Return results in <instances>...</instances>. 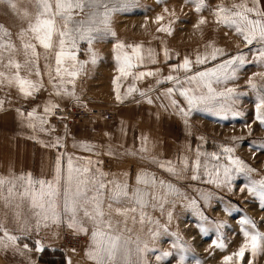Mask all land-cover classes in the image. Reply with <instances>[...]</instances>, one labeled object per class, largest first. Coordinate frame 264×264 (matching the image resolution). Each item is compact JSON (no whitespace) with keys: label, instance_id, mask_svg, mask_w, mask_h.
Instances as JSON below:
<instances>
[{"label":"rangeland","instance_id":"1","mask_svg":"<svg viewBox=\"0 0 264 264\" xmlns=\"http://www.w3.org/2000/svg\"><path fill=\"white\" fill-rule=\"evenodd\" d=\"M241 3L253 6L252 0H205V6L197 12L193 0H136L134 6L112 14L114 36L94 40L90 51L86 41L79 42L77 59L86 63L73 83L67 82L70 78L66 75L62 83L56 75L58 36L53 37L52 49L43 48L41 55L31 56V61L35 60L34 66L31 64L32 70L39 61L42 91L46 94L17 114L28 117L32 112V120L36 123L13 126V133L16 129L23 132L21 147L30 149L32 158L35 151L41 155L52 154V165H58L59 161L62 184L67 176L64 164L67 171L70 159L74 168L81 169L80 174H75L81 179L99 176L106 185L104 219L111 221L114 233L130 241V264H137V261L141 264H180L181 260L183 264H224L223 257L231 256L248 243L246 233L264 236V196L259 186V182L264 181V148L260 147L264 145V125L256 120L258 92L248 84L250 79L258 84L264 83V79L255 75L264 72V64L257 59L262 45L255 41L247 44L235 27L217 23L214 15L218 6L235 11L232 6ZM259 7L264 11V0H260ZM157 16L163 19L157 21ZM249 16L264 19L254 14ZM201 18L205 23L197 27ZM35 22V0H0V33L5 41L7 39V44L10 38L23 41L28 36L25 33H31L33 44L40 47L29 30L30 24ZM56 23L62 30L63 21L57 19ZM168 27L171 34L158 31ZM118 42L142 46L143 62L137 64L127 77L121 76L117 70L114 45ZM213 48L223 49V54L211 59ZM125 51L131 52V49L125 48ZM93 53L95 63L91 61ZM197 55L208 59L203 64H196ZM237 55H243L245 63L237 68L234 78L212 83L215 93L225 95H214L189 111L190 106L180 96L179 89L195 88L196 85L185 83V77L215 68ZM185 57L192 62L191 71L173 70L172 66L182 63ZM23 58L27 60V57ZM70 64L66 61L64 67H70ZM141 72H152L153 75L134 79ZM169 75L177 77L180 83L166 80ZM118 76L121 101L116 99L113 85V79ZM132 86L138 91L125 96ZM168 88L174 89L171 96L167 94ZM227 89L235 91L228 95ZM76 92L86 94L88 102L69 101L65 97ZM201 93L207 95V89L201 87L195 94ZM172 100L176 101L175 106ZM51 105L56 106L52 110L71 107L108 113L112 120L66 121L67 126L54 128L51 112H45V108ZM8 141L5 137L0 154L7 155L4 152L15 147V141ZM224 147H231L234 151L225 153ZM229 156L238 157L253 170L236 171ZM2 163L6 165H0V177L12 179L29 174L1 175V170L4 172L10 164L7 157L2 158ZM84 168L89 171L83 173ZM168 168L175 172H169ZM225 168L230 170L231 179L225 177ZM100 173L104 175L100 176ZM138 175L155 183L138 184ZM115 184H127L129 197L139 188L147 193L146 203L141 206L131 199L109 201L108 189ZM167 185H171V189ZM7 188L5 185L4 198H0V224L3 225L0 237L6 231L18 239L14 245L0 248V264H41L38 262L41 251H37V242L41 249L62 254L64 264H95L86 253L90 250L96 224L84 216L83 210L77 213V220L86 229L84 232L68 227L71 218L63 214L62 198L58 201L61 222L53 224L51 220H41L37 229L38 217L34 212L38 210L30 207L28 199L8 198ZM88 195L92 196L94 192L89 191ZM117 208H134L135 211L124 216L117 214ZM245 219L251 222L244 223ZM64 232L80 235L81 247L65 249L61 244ZM221 243L223 248L217 246ZM137 245L141 248L146 245L147 250L137 253ZM248 261L264 264V240L260 241V250L255 257L248 250L242 260L234 256L230 264H248Z\"/></svg>","mask_w":264,"mask_h":264},{"label":"snow or ice","instance_id":"2","mask_svg":"<svg viewBox=\"0 0 264 264\" xmlns=\"http://www.w3.org/2000/svg\"><path fill=\"white\" fill-rule=\"evenodd\" d=\"M196 4V11L200 12L205 6V0H193ZM136 0H35L36 6V22L30 24L29 30L34 34V39L38 41L39 45L45 50L52 49L54 46L53 37L58 36V50L55 52V63H56V75L61 78L63 83V77L66 75L70 79L68 83H73L74 78L83 70L85 61H80L77 59L76 52L78 51V44L80 41H86L89 44V51L91 50V44L94 40L103 39L107 35L114 36L115 33L111 29V18L112 14L118 11H123L128 7L134 6ZM260 0H252V5L249 7L246 3H241L239 5H233L232 9L226 8L224 6H218L214 15L217 18V23L228 26L235 27L238 34H241L247 44H252L254 41L261 44L262 47L258 50L259 55L257 59L264 64V19H251L249 14H254L257 17H264V11L260 10L259 7ZM54 5V9H53ZM15 7V5H13ZM167 11V9H165ZM27 14V13H25ZM81 16V19H76V16ZM57 19L63 21L62 30L57 27ZM162 16H157L156 20H162ZM205 20L201 18L196 25L197 27L204 24ZM0 31H2V26H0ZM158 31H166L171 34V28H160ZM5 35L9 33L5 32ZM23 35V33L21 34ZM7 49L14 50L15 46L11 43L7 44ZM141 45L139 44H128L125 45L123 42H118L114 45V51H116L115 59L117 61L120 75L127 77L132 74L131 70L137 66V64L143 62V56L141 55ZM4 44H0V62L3 60V49ZM23 48L25 50V56L27 57L29 53L32 57H37L36 45L27 42L23 43ZM125 48L131 49V52L125 51ZM151 55V50H149ZM223 49L213 48L210 56L211 59H216L217 55H222ZM208 59L207 56L197 55L195 63L203 64ZM66 61H70V67H64ZM92 63L96 62V56L93 53L91 58ZM155 63V61H152ZM239 62V63H236ZM31 63L33 66L35 60H26L25 64ZM245 63L243 55H237L231 59L218 64L215 68H210L205 71H197L195 74L186 76L185 83L196 85L195 88H181L179 89L180 96L184 97L190 106L189 111L196 108L197 103L203 102L208 99L214 98V95H225V93H215L212 88V83L215 81L217 83L222 82L230 78H234V74L238 67L243 66ZM192 62L185 57L183 62L179 65H174L173 70L182 69L185 72L191 71ZM236 65L233 67V65ZM5 67H15L17 72L8 78L4 72L0 71V83L7 80L8 84H13L18 87L20 93L25 97L32 96L36 91L39 90L41 85L27 77H22L19 74V69L21 65L15 60H9ZM230 70V71H229ZM158 71V70H157ZM36 75H40L39 70L36 71ZM152 72H141L136 74L134 79H142L144 76H151ZM262 79H264V72L256 73ZM120 77H115L113 79L114 91L117 93L116 99L121 101L122 97L119 93V88L117 82ZM169 81H175L180 83L177 77L169 75L165 78ZM160 81H157L159 83ZM248 84L251 88L257 90L259 96V102L256 104V120L264 125V83H256L253 80H249ZM207 89V95L201 93L196 95V92L200 91V88ZM138 91L134 86L129 87L125 92V96L130 95L132 92ZM173 88L167 89V94L171 96L173 93ZM235 90L227 89L228 95H231ZM190 93H192L190 95ZM70 94V93H66ZM144 95L143 92L140 93ZM151 103V100L148 101ZM172 105H176V101H171ZM3 101H0V105ZM56 107L51 105L45 108V112H51L52 108ZM183 111V109H181ZM188 113H185L187 115ZM28 115L33 116L32 112ZM44 122V121H42ZM249 127H251L249 125ZM264 148V145H260ZM223 151L225 153L231 154L234 149L231 147H224ZM229 159L233 165H235V170L240 172L244 170L252 171L245 162L238 157L229 156ZM169 172H175L174 169L168 168ZM88 168L83 169V173H87ZM229 169H224V174L227 179H231L229 174ZM81 169L74 168L71 159L68 162L67 176L63 178V184L61 183V174L58 166L56 169V176L51 181H46L43 179L36 180L31 174L27 176L14 177L8 179L6 177H0V198L2 196L5 185H8V198L19 196L21 200L28 199L30 202V207L35 211L34 214L38 217L36 222V228L39 229L41 226V220L47 222L51 220L53 224H58L61 222V212L59 210L58 201L63 202V214L70 216V221L68 222V227L73 228L78 232H84V229L79 221L77 220V213L81 210L84 212V216L90 220H93L96 227L92 231L91 235V247L86 253L90 260H93L95 264H130V249L128 248L129 240L123 238L121 234L114 233L112 229V224L110 220H105V212L103 210L104 203V190L106 185L100 181L99 176H94L91 179L85 177L80 178ZM104 175L100 173V176ZM196 177H193L195 179ZM19 182V183H18ZM137 183L144 184H154V180L146 178L145 176L138 175ZM163 183V182H161ZM91 185V187H89ZM261 195L264 196V181L259 182ZM171 189V185H167ZM94 192V195L89 196L88 192ZM252 191V189H249ZM147 193L142 192L139 188L135 189L132 196L129 197L127 184H115L114 187L108 189V200L112 202H120L124 199H131L134 203L143 206L146 203L145 196ZM111 208V203L109 204ZM129 211H135V209H116L118 215L127 216ZM171 218V214H169ZM244 223H250L251 221L245 219ZM47 226V223L44 225ZM0 231H3V225L0 224ZM246 239L248 243L242 245L238 252L232 254L231 256L223 257L224 264H230L233 257L238 259H243L246 251L250 250L253 257L256 256L257 252L260 250V241L264 240V236L257 233L255 235L249 236L247 233ZM18 237L9 235L6 231L4 236L0 237V248H7L10 245H14ZM215 243V242H214ZM37 251L42 249L37 242ZM220 248L224 245L218 244ZM25 248L28 246L25 245ZM147 250V246L144 248L137 245L136 252L142 253ZM164 255H167L165 253ZM137 264H141L137 261ZM180 264H183L181 260ZM248 264H252V261H248Z\"/></svg>","mask_w":264,"mask_h":264},{"label":"crops","instance_id":"3","mask_svg":"<svg viewBox=\"0 0 264 264\" xmlns=\"http://www.w3.org/2000/svg\"><path fill=\"white\" fill-rule=\"evenodd\" d=\"M25 34H27L28 36H25L23 41H17L15 37L9 39V42L15 46L14 50H11L7 49V39L5 41V38H3L0 33V44L5 45V48L3 49V60L2 62H0V71L4 72L8 78H11L17 72V69L11 66L5 67L4 65H7L9 63V60H15L21 65V68L18 71L22 77H27L28 79L38 82L41 85L39 90L36 91L32 96L25 97L20 93L15 83L10 85L7 83V80H4L3 83H0V101H3V104L0 105V145L1 143H5V137L9 140V143H11L12 141L16 142L15 147H13V149L11 148L10 151L4 152L2 150V152L7 155L0 154V165H6L2 163V158L5 157H7V162L10 163L8 166L5 167L6 170H4V172L3 170H1V175L18 176L28 172L33 173V175L37 177L36 179L38 180L43 179L46 181H51L56 176V167L58 166L56 164L52 165V154L41 155L40 153L34 151L36 155H34L32 158L31 150H27L21 147L22 141L24 139L23 132L21 130L18 131V129H16V131H14L13 133V126L36 123V120H32V117L17 114H19V112L23 111L26 107L32 104L33 101H36L38 98L44 97L46 94L44 90L42 91L43 80L41 78V74L36 75V71L40 69L39 61L36 62L34 70H32L33 68L31 67V63L27 64V66H24L25 59L23 57L26 56L25 50L23 48V43H33V39L30 36L31 33ZM36 52L37 55H41L43 53V47H36ZM27 60L31 61L30 53L27 56ZM57 95L59 98H61L58 92ZM85 95L86 94L82 95L80 92H76L70 96L65 97L69 101L88 102V96ZM4 96L7 97L9 100L6 101L3 98ZM41 157H43V159H41ZM66 172V165L64 164V173Z\"/></svg>","mask_w":264,"mask_h":264},{"label":"built area","instance_id":"4","mask_svg":"<svg viewBox=\"0 0 264 264\" xmlns=\"http://www.w3.org/2000/svg\"><path fill=\"white\" fill-rule=\"evenodd\" d=\"M101 119L110 122L112 120V115L108 113H98L93 110H82V109H72L71 107L61 109L56 108L51 111V122L54 128H60L67 126V122H73L74 120H92ZM61 244L65 249L77 250L81 247L82 237L80 235H73L71 233L64 232L62 234Z\"/></svg>","mask_w":264,"mask_h":264},{"label":"trees","instance_id":"5","mask_svg":"<svg viewBox=\"0 0 264 264\" xmlns=\"http://www.w3.org/2000/svg\"><path fill=\"white\" fill-rule=\"evenodd\" d=\"M56 255H58V257H56ZM63 260V255L58 251L43 248L40 252L38 262L41 264H64Z\"/></svg>","mask_w":264,"mask_h":264},{"label":"bare ground","instance_id":"6","mask_svg":"<svg viewBox=\"0 0 264 264\" xmlns=\"http://www.w3.org/2000/svg\"><path fill=\"white\" fill-rule=\"evenodd\" d=\"M13 19V21H16L17 19H15V18H12Z\"/></svg>","mask_w":264,"mask_h":264}]
</instances>
